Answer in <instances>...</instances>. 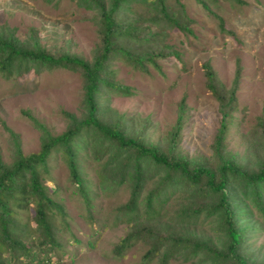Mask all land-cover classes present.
Here are the masks:
<instances>
[{"label":"rangeland","instance_id":"obj_1","mask_svg":"<svg viewBox=\"0 0 264 264\" xmlns=\"http://www.w3.org/2000/svg\"><path fill=\"white\" fill-rule=\"evenodd\" d=\"M178 1L185 11L191 32L163 23L162 30L166 33L163 37L157 35L149 44L154 50L175 49L179 54L174 56L166 52L157 56L158 67L148 63L144 67H135L119 56L110 59L111 79L126 86L127 90L98 93L97 100H103L98 117L100 120L111 118L112 122L120 118L131 134L139 133V118H151L154 124L139 136L145 144L162 147L167 144L170 131L175 126L179 101L184 98L183 108L187 117L179 131L178 148L187 156L208 157L217 111L213 96L204 86L201 63L208 60L225 87L230 85L238 65L237 110L234 113L237 122L227 131L225 148L233 160L253 167L254 164L247 161L249 151L244 146L243 135L248 134L264 105V0H203L205 4L197 0ZM165 2L171 10H178L177 0ZM93 13L92 9L79 7L70 0H57L55 3L0 0V24L11 27L19 39H24L29 26H34L39 43L51 53L56 54L58 47L64 45L69 52L85 59H90L93 47L99 43ZM128 13L130 18H134L143 14V9L134 5ZM217 16L223 20L222 25ZM138 23L147 21L141 18ZM127 42L138 52L144 50L142 45L131 39ZM82 81L78 72L61 67L39 73L23 72L14 79H5L0 74V157L5 163L11 161L16 144L24 156L40 147L41 131L22 110H27L50 134L61 133L66 127L62 111L79 116L85 111ZM106 106L115 111L111 114ZM100 139L89 155L88 151L84 153L82 150L85 142L72 145L77 153L74 158L79 184L70 175L66 159L59 152L50 153L46 160L47 171L44 174L47 176L42 182L48 184L49 189L57 188V192H49V195L54 194V202L62 208L49 217L56 244L52 250L47 241H41L44 239L40 238L31 218L32 207L10 205L18 226L22 223L25 228L29 227V235L22 237L28 239V247L36 249L37 256L42 253L40 245L48 251L50 259L43 264H140L141 254L147 247L141 236L133 239L124 256L111 251L120 237L132 228L123 218L125 214L118 211V205L129 198V185L122 181L110 183L108 178L109 171L114 168L113 160L120 157H113L111 144ZM98 172L102 173L101 177ZM126 180H129L128 176ZM154 180L155 177L148 178L147 183ZM147 189L148 185L141 189L138 202ZM179 193L177 188L160 209L157 221L163 232L181 220L177 216ZM139 209V223L135 227L146 222L143 208ZM252 210L250 219L237 218L240 225L246 222L240 230L245 236L240 248L250 251L249 261L264 264V227L260 225L256 209ZM198 220V223L190 221L178 227V231L212 232L208 219ZM9 253L7 249L0 252V257H5L3 264L11 263L7 262ZM22 254L15 264L22 263ZM149 263L155 264V261ZM166 264L198 262L176 257Z\"/></svg>","mask_w":264,"mask_h":264},{"label":"trees","instance_id":"obj_2","mask_svg":"<svg viewBox=\"0 0 264 264\" xmlns=\"http://www.w3.org/2000/svg\"><path fill=\"white\" fill-rule=\"evenodd\" d=\"M43 1L55 3L57 0ZM70 1L94 12L99 43L93 47L90 59L69 52L64 45L58 47L56 54L51 53L39 43L38 31L34 26H29L26 37L19 39L11 27L0 24L1 76L14 79L23 72L39 73L60 67L76 71L83 78L82 100L85 109L80 116L62 111L66 127L55 135L50 134L27 110H22L40 129L41 142L36 152L25 156L16 144L9 163H5L0 157V252L4 249L10 252L7 257L10 264L19 260L20 253H23L24 258L19 264H43L50 259L48 251L43 250L41 245L40 256L35 254L36 249L28 247V239L22 237L29 235V227L25 228L22 223L18 226L15 215L11 214L10 205L32 207L31 218L40 238L44 239L41 241H47L52 250L56 244L49 217L52 212L62 208L54 202V194L49 195V192H57V188L49 189L48 184L42 182L47 176L44 174L47 171L46 160L50 153L59 152L66 159L70 175L79 184L74 158L77 153L72 145L85 142L82 150L84 153L88 151L89 155L91 148L96 147L102 138L100 140L104 139L111 144V155L120 157L116 159V156V160H113L114 168L109 171L108 178L110 183L122 181L129 185V198L118 205V211L121 215L125 214L123 218L132 228L112 246V252L124 256L133 239L141 236L147 242V247L141 254L140 264H150L152 260L155 264H166L176 257L190 259L192 263L197 261L198 264H254L249 261L250 251L240 248L245 237L240 230L246 222L240 225L237 218L240 216L245 220L253 214L252 209H256L260 225L264 227V105L262 104L260 115L248 134L243 135L244 146L249 151L247 161L254 164L250 167L233 160L231 153L225 148L227 131L237 122L234 113L237 110L235 91L239 78L238 65L230 85L225 87L209 61L201 63L204 86L213 96L217 111V124L208 157L187 156L178 148L179 131L183 119L187 117L183 108L184 98L179 101L175 126L170 131L167 144L162 147L145 144L140 138V132L154 124L151 118H139V133L136 131L133 134L126 131L120 118L114 122L111 118L100 120L98 114L103 100H97L98 93L103 92V95L110 90H127L126 86L116 83L110 77L112 69L108 64L116 56L135 67H144L147 63L158 67L157 56H163L166 52H171L174 56L179 54L175 49L154 50L149 42L157 35L164 36L166 32L162 30L163 23L180 31L191 32L182 4L177 0L178 10H171L165 0ZM197 1L205 4L203 0ZM134 5H140L143 14L130 18L128 11ZM217 17L222 25L223 20L220 16ZM141 18L147 23H138ZM129 39L142 45L144 50H134L132 44L127 42ZM106 108L109 110L108 106ZM109 111L112 114L115 110L112 108ZM101 175L98 172V176ZM126 176L129 180H126ZM152 177L155 180L148 184V178ZM146 185L148 189L138 202L137 197ZM177 188L180 190L177 216L181 220L163 232L158 228L157 221L160 209ZM139 208H143L146 222L135 227L139 223ZM198 219H208L212 232L203 234L194 230L178 231V227H183L190 221L198 223ZM37 241L39 243L40 240ZM4 260L5 257H0V264L5 263Z\"/></svg>","mask_w":264,"mask_h":264}]
</instances>
